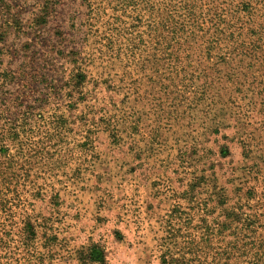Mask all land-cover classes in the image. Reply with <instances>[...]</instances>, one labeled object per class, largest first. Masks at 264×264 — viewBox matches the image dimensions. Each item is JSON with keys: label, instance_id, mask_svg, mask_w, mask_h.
Instances as JSON below:
<instances>
[{"label": "rangeland", "instance_id": "374dc122", "mask_svg": "<svg viewBox=\"0 0 264 264\" xmlns=\"http://www.w3.org/2000/svg\"><path fill=\"white\" fill-rule=\"evenodd\" d=\"M0 264H264V0H0Z\"/></svg>", "mask_w": 264, "mask_h": 264}]
</instances>
